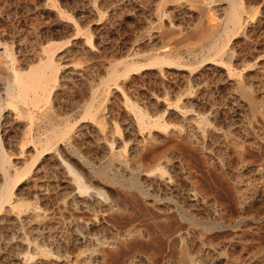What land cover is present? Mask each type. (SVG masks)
<instances>
[{"label": "rangeland", "instance_id": "rangeland-1", "mask_svg": "<svg viewBox=\"0 0 264 264\" xmlns=\"http://www.w3.org/2000/svg\"><path fill=\"white\" fill-rule=\"evenodd\" d=\"M238 2L243 26L220 39L227 0H0V94L12 99L13 66L30 71L47 52L59 71L45 108L3 113L16 181L0 264H264V0ZM59 116L75 127L43 150ZM63 159L105 195L80 193ZM2 166L0 151L1 199ZM135 177L148 194L127 187Z\"/></svg>", "mask_w": 264, "mask_h": 264}, {"label": "bare ground", "instance_id": "bare-ground-1", "mask_svg": "<svg viewBox=\"0 0 264 264\" xmlns=\"http://www.w3.org/2000/svg\"><path fill=\"white\" fill-rule=\"evenodd\" d=\"M228 1V13H227V19H226V23L222 29V33L219 36L220 39H223L226 36H229L230 33H236L238 30H240V28L243 26L244 23V16H243V12L244 9L238 2V0H227ZM242 1V0H241ZM246 18V17H245ZM246 26V25H244ZM231 33V34H232ZM221 44L219 42V39L217 41H215V43L212 44V49L211 50H216L221 48ZM55 52L50 51V53L47 52L46 55H48V57L46 58V60H43V62L38 63L37 65H35L34 67H32L30 69V71H28V67L26 71L22 72L20 71L17 67L13 66L11 68V74L13 77V82H9L7 83V86L5 88V94L7 96V98H12L10 101H7L3 95L0 94V127H1V121L3 118V113L5 112V107L6 106H10V105H14L17 106L19 103V108L24 109L25 106L23 105H27L28 100L31 101V104H33L34 109L38 108L41 109V105L43 100H47V95L49 92V84L51 82V80L56 79V75L58 69L56 67V65L54 64V57H55ZM211 55V54H210ZM46 57V56H45ZM167 61L165 59L162 58H153L152 63L153 64H163L166 63ZM170 62V61H169ZM172 64V63H171ZM60 67V66H59ZM133 69H135V64L132 63L130 65L127 66V68L122 71V72H114L111 75V79H109L110 81H114L117 80L118 78L124 76V75H128ZM58 76V75H57ZM109 78V77H108ZM57 82V79L54 80ZM52 83V82H51ZM109 85V83H107ZM54 86V85H53ZM55 87H53L52 89H54ZM29 92H33V95H30ZM51 92H49V95L51 96ZM54 94H52L53 96ZM99 95V91L96 90L92 96V99L90 101V103L83 109L84 114L82 115L81 119L83 120L82 122L84 123L85 120L89 117L95 116L97 114L98 111V106H97V98ZM58 96V95H57ZM50 99V98H49ZM48 102V101H47ZM41 104V105H40ZM30 105V104H29ZM47 106V105H46ZM30 107V106H29ZM44 107V105H43ZM31 108V107H30ZM27 112L29 119H30V127L29 130L26 134L28 141L30 142H37L38 140H36V133L39 134V130L40 125L37 124V120H35V110L30 109ZM45 108V107H44ZM135 108V107H132ZM28 109V108H27ZM43 109V108H42ZM136 109V108H135ZM49 110V109H48ZM136 111H138L136 109ZM55 112V111H54ZM44 113V112H43ZM140 113V112H139ZM137 113V114H139ZM48 118L51 119V111L49 112ZM58 115V114H57ZM7 116V115H6ZM27 116V115H26ZM140 116V115H138ZM149 116L147 114H144L143 112L141 113V116L138 117L140 119V121L143 123L145 122V120L148 118ZM57 120H63L64 121V126L62 127H56L51 130L50 132L47 131V133L43 136L40 137L39 140L44 141V146H43V150L49 149L52 145L58 146L59 143H62V139L64 138L66 134L70 133L71 130L75 127V125L72 124H68L66 121L67 119L65 117L59 116L56 117ZM8 120V119H7ZM153 120V119H152ZM139 121V122H140ZM151 121V120H150ZM59 122V121H58ZM152 123V122H151ZM6 124V123H5ZM104 132V131H103ZM45 133V132H43ZM143 133V132H142ZM101 134V133H100ZM72 137V136H70ZM108 137V136H107ZM140 137V136H139ZM59 139H61L60 142ZM73 139V138H72ZM140 139V138H138ZM145 139V138H144ZM149 139V138H148ZM147 139V140H148ZM66 139H63V141ZM104 140V139H103ZM137 140V139H136ZM109 141V140H108ZM142 141V140H141ZM151 141V140H150ZM69 142H73V141H69ZM143 142V141H142ZM108 143V142H107ZM135 143V142H134ZM64 145V144H63ZM69 145V144H67ZM122 145V144H121ZM70 146V145H69ZM104 146V145H103ZM108 146V145H107ZM114 146V145H113ZM152 146V145H151ZM65 147V146H64ZM77 147V146H75ZM134 147V146H133ZM144 147V146H143ZM158 147V146H157ZM0 148L3 154V170L5 172V180H6V187H7V193L3 196V198L0 201V207H3V204H5L6 202L10 201L11 196L10 194L12 193L13 189L15 188V186H13L12 190H11V186L12 184L16 181V179H12L10 176V172L9 169H11V159L7 153V151L5 150L4 146H3V142H2V138L0 136ZM104 148V147H103ZM130 148V146H129ZM134 149V148H133ZM184 149V148H183ZM105 150V149H104ZM132 150V149H131ZM81 151V150H80ZM113 151V150H112ZM119 151V150H117ZM122 151L121 150L119 153V155L117 156H122ZM150 151V150H149ZM159 151V150H158ZM185 151V150H184ZM76 155L78 156V158L82 159V155L81 153H79L78 151H75ZM125 152V151H124ZM155 152V151H153ZM73 153V152H72ZM83 153V152H82ZM111 153V152H110ZM162 153V152H161ZM56 155V154H55ZM113 155V154H112ZM73 156V155H72ZM68 157V156H67ZM76 157V156H75ZM55 158V157H53ZM88 158V157H87ZM61 159V158H60ZM73 161V160H72ZM64 165L66 166V168L69 170L70 174L72 173L74 176V180L76 181V188L78 189V191L80 193H84V192H89V191H96L97 195L100 196H104L105 195V190H98L96 188H93L92 185L90 184H84L82 182V176L78 175L76 170L74 169V167L71 165V163L67 160V159H63ZM76 162V160H75ZM77 163V162H76ZM82 163V162H81ZM116 164V163H115ZM10 166V168H9ZM106 166V165H104ZM1 167V168H2ZM82 167V165H81ZM90 167V166H88ZM127 167V166H126ZM132 167V165H131ZM107 168V166H106ZM105 168V169H106ZM142 169V167H141ZM63 170V169H62ZM130 170V169H129ZM67 171V170H66ZM150 171V170H149ZM103 173H107L106 170H102ZM116 172V171H115ZM146 172V171H145ZM121 173V172H120ZM124 173V172H123ZM121 173V174H123ZM129 173V172H128ZM157 173V172H156ZM163 173V172H162ZM65 174V173H64ZM143 174V173H142ZM160 174V173H159ZM158 175V174H157ZM162 175V174H161ZM112 176V175H111ZM125 177V175H124ZM65 178V177H64ZM69 178V177H68ZM154 178V177H153ZM73 179V178H72ZM113 179H116L119 181L120 177L115 176ZM152 179V178H151ZM68 180V179H67ZM145 180V179H144ZM110 181V180H108ZM156 181V180H155ZM129 182V181H127ZM139 179L137 177H135L134 179H132L129 183V185L127 186L128 188L132 189V188H136L139 189L140 194H148L149 192L145 191L143 188H140L141 186L139 185ZM143 182V181H142ZM148 182V181H147ZM152 182V181H151ZM159 182V181H158ZM144 183V182H143ZM123 184V183H121ZM160 184V183H159ZM68 186V185H66ZM5 187V189H6ZM146 189V188H145ZM11 191V192H10ZM134 191V190H133ZM127 192V191H126ZM4 193V192H3ZM77 193H75L76 195ZM93 194V193H92ZM64 195V194H63ZM61 197V196H60ZM80 199V198H79ZM82 199V198H81ZM84 199V198H83ZM54 201V199H52ZM92 200V199H91ZM86 201V200H84ZM83 202V201H82ZM90 202V201H88ZM61 203V202H60ZM78 203V202H77ZM85 203V202H83ZM71 204V202H70ZM57 205V204H56ZM68 205V204H67ZM59 206V205H58ZM105 206V205H104ZM1 207V208H2ZM54 207V205L52 206ZM64 207V206H63ZM94 207V206H93ZM84 207H82L83 209ZM101 208V207H100ZM53 209V208H52ZM57 209V208H56ZM98 210V209H97ZM115 210V209H113ZM113 212V211H112ZM149 213V212H148ZM36 214V213H35ZM82 214V213H81ZM40 215V213H39ZM53 215V214H52ZM86 215V213H85ZM90 215V214H89ZM62 216V215H61ZM174 216V215H172ZM36 217V216H35ZM72 217V216H71ZM99 217V216H98ZM108 219V218H107ZM33 220V219H32ZM53 220V219H52ZM68 220V219H66ZM94 220V218H93ZM99 220V219H98ZM37 221V220H35ZM56 221V220H54ZM69 221V220H68ZM73 221V220H70ZM79 221V220H78ZM77 221V222H78ZM84 221V220H83ZM44 222V221H42ZM47 222V221H45ZM76 222V223H77ZM38 223V222H37ZM36 223V224H37ZM84 223V222H83ZM72 224V223H71ZM74 224V223H73ZM43 225V224H42ZM104 225V224H102ZM38 226V225H37ZM106 226V224L104 225ZM46 227V226H45ZM70 227V226H69ZM38 228V227H37ZM91 228V227H90ZM103 228V227H102ZM161 228V227H160ZM175 228V227H174ZM35 229V228H33ZM74 229V226H73ZM72 229V230H73ZM40 230V229H39ZM153 230V229H152ZM93 231V229H92ZM135 231V230H134ZM133 231V232H134ZM165 231V230H164ZM74 232V231H73ZM128 232V231H127ZM41 233V232H39ZM87 234V233H86ZM36 235V233H35ZM74 236V235H73ZM116 236V235H115ZM161 236V235H160ZM78 237V236H77ZM74 239V238H73ZM65 242V241H64ZM90 244V243H89ZM65 246V245H64Z\"/></svg>", "mask_w": 264, "mask_h": 264}]
</instances>
